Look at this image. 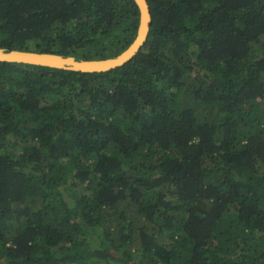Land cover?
Returning <instances> with one entry per match:
<instances>
[{
  "label": "trees",
  "instance_id": "16d2710c",
  "mask_svg": "<svg viewBox=\"0 0 264 264\" xmlns=\"http://www.w3.org/2000/svg\"><path fill=\"white\" fill-rule=\"evenodd\" d=\"M81 72L0 61V264H264V0H148ZM135 0H0V47L103 59Z\"/></svg>",
  "mask_w": 264,
  "mask_h": 264
},
{
  "label": "water",
  "instance_id": "95a60500",
  "mask_svg": "<svg viewBox=\"0 0 264 264\" xmlns=\"http://www.w3.org/2000/svg\"><path fill=\"white\" fill-rule=\"evenodd\" d=\"M140 9V24L134 41L120 54L103 59H77L72 55L0 47V61L41 65L81 72H102L114 69L133 58L148 39L152 12L148 0H135Z\"/></svg>",
  "mask_w": 264,
  "mask_h": 264
}]
</instances>
